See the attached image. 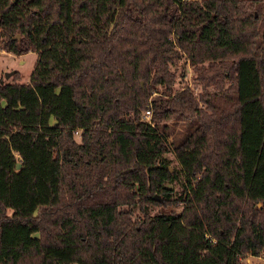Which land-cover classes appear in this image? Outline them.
<instances>
[{
	"label": "trees",
	"instance_id": "16d2710c",
	"mask_svg": "<svg viewBox=\"0 0 264 264\" xmlns=\"http://www.w3.org/2000/svg\"><path fill=\"white\" fill-rule=\"evenodd\" d=\"M0 46L37 54L0 79V264L264 256V0H0Z\"/></svg>",
	"mask_w": 264,
	"mask_h": 264
},
{
	"label": "rangeland",
	"instance_id": "374dc122",
	"mask_svg": "<svg viewBox=\"0 0 264 264\" xmlns=\"http://www.w3.org/2000/svg\"><path fill=\"white\" fill-rule=\"evenodd\" d=\"M36 57L37 54L32 49H29L20 54H15L6 49H3L0 46V79L10 78L15 75L16 72H18L19 79H28ZM171 67L175 70L176 74V78L173 83L174 90H177L186 84H189L191 87H193L196 92L201 88L199 80L197 78H194V69L189 63L185 54H182L180 57H178V60L172 63ZM5 70L11 71L8 75H6ZM162 88L163 85L158 86L159 91H161ZM167 128V137L172 140L173 138H177L180 136V134L184 133L188 129V124L184 120L180 119L179 121H176L174 123L170 122ZM75 135L76 137H78V132H76ZM165 153L169 154L172 157V163L178 164L177 157L175 156L174 151L171 148ZM17 167L19 166L17 165ZM159 197L160 196L158 194V197L156 198ZM165 256V264H172L169 262V256ZM241 257L243 264H264V256H262L261 254L252 255L249 253H245Z\"/></svg>",
	"mask_w": 264,
	"mask_h": 264
},
{
	"label": "built area",
	"instance_id": "2783aa9c",
	"mask_svg": "<svg viewBox=\"0 0 264 264\" xmlns=\"http://www.w3.org/2000/svg\"><path fill=\"white\" fill-rule=\"evenodd\" d=\"M150 112H151V111H150V108H149V107H146L145 110H144V112L142 113V117L148 119L149 116H150ZM77 131H78V130H76V132H77Z\"/></svg>",
	"mask_w": 264,
	"mask_h": 264
},
{
	"label": "water",
	"instance_id": "95a60500",
	"mask_svg": "<svg viewBox=\"0 0 264 264\" xmlns=\"http://www.w3.org/2000/svg\"><path fill=\"white\" fill-rule=\"evenodd\" d=\"M18 35V34H17ZM11 70H5V74L8 75L10 73ZM20 162H17V165H19ZM154 196L155 197H158V194L157 193H154Z\"/></svg>",
	"mask_w": 264,
	"mask_h": 264
},
{
	"label": "bare ground",
	"instance_id": "6f19581e",
	"mask_svg": "<svg viewBox=\"0 0 264 264\" xmlns=\"http://www.w3.org/2000/svg\"><path fill=\"white\" fill-rule=\"evenodd\" d=\"M19 165H20V164H19ZM19 165H18V166H19Z\"/></svg>",
	"mask_w": 264,
	"mask_h": 264
},
{
	"label": "crops",
	"instance_id": "0c3cea01",
	"mask_svg": "<svg viewBox=\"0 0 264 264\" xmlns=\"http://www.w3.org/2000/svg\"><path fill=\"white\" fill-rule=\"evenodd\" d=\"M250 254V253H249ZM253 255V254H252Z\"/></svg>",
	"mask_w": 264,
	"mask_h": 264
}]
</instances>
